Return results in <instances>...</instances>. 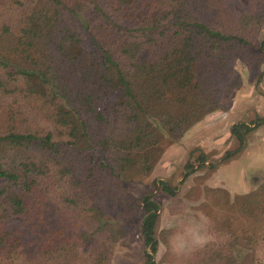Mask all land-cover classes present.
I'll list each match as a JSON object with an SVG mask.
<instances>
[{
    "label": "trees",
    "instance_id": "1",
    "mask_svg": "<svg viewBox=\"0 0 264 264\" xmlns=\"http://www.w3.org/2000/svg\"><path fill=\"white\" fill-rule=\"evenodd\" d=\"M223 1L0 0V264H110L139 212V264H157L159 242L164 260L172 230L159 229V204L122 183L151 171L162 132L225 108L240 84L234 60L264 59V0L225 28ZM249 130L230 126L239 147L222 161ZM195 158L204 165L202 152ZM193 170L186 160L182 177ZM153 183L175 195L166 180ZM204 195L209 239L179 264H254L264 182Z\"/></svg>",
    "mask_w": 264,
    "mask_h": 264
},
{
    "label": "rangeland",
    "instance_id": "2",
    "mask_svg": "<svg viewBox=\"0 0 264 264\" xmlns=\"http://www.w3.org/2000/svg\"><path fill=\"white\" fill-rule=\"evenodd\" d=\"M255 9L254 0H224L220 11L222 24H231V16L241 10ZM264 37V19L260 23L256 38ZM232 67L240 77V84L226 95L222 104L225 108L204 114L182 132H162L157 141L159 155L148 174H136L123 181L125 189L136 199L152 193L159 204V229H171L168 250L159 242L153 259L157 264H179L186 253L209 239L205 226V187H220L230 197L246 193L264 182V59L247 66L238 60ZM243 122L251 127L244 135L243 146L227 160H221L225 150H234L239 144L230 134L232 124ZM257 122V123H253ZM192 148L191 158L188 151ZM202 152L205 163L197 167L196 155ZM194 170L182 177L183 165L188 160ZM221 160V161H220ZM209 162L213 167H209ZM161 178L175 189L169 196L160 191L153 180ZM139 212L129 220L128 233L113 247L110 264H139L142 260V236ZM256 262L264 264V249H257Z\"/></svg>",
    "mask_w": 264,
    "mask_h": 264
},
{
    "label": "crops",
    "instance_id": "3",
    "mask_svg": "<svg viewBox=\"0 0 264 264\" xmlns=\"http://www.w3.org/2000/svg\"><path fill=\"white\" fill-rule=\"evenodd\" d=\"M230 127V126H229ZM157 179H161V178H157ZM139 231H140V229H139ZM141 234V233H140Z\"/></svg>",
    "mask_w": 264,
    "mask_h": 264
}]
</instances>
